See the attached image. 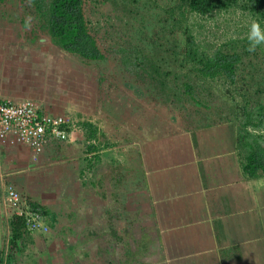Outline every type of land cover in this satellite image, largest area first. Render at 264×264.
Instances as JSON below:
<instances>
[{
  "label": "crops",
  "instance_id": "crops-1",
  "mask_svg": "<svg viewBox=\"0 0 264 264\" xmlns=\"http://www.w3.org/2000/svg\"><path fill=\"white\" fill-rule=\"evenodd\" d=\"M243 122H137L135 139L118 141L94 117L41 153L0 139V187L13 184L50 227L24 233L20 249L7 238L4 264H264V172L245 170Z\"/></svg>",
  "mask_w": 264,
  "mask_h": 264
},
{
  "label": "rangeland",
  "instance_id": "rangeland-1",
  "mask_svg": "<svg viewBox=\"0 0 264 264\" xmlns=\"http://www.w3.org/2000/svg\"><path fill=\"white\" fill-rule=\"evenodd\" d=\"M125 2L85 0L89 26L106 56L90 61L54 45L25 1H0V97L34 98L77 122L96 117V127L118 141L121 135L133 141L137 122L167 123L169 118L180 116L233 117L236 112L243 115L242 107L252 108L259 99L264 103V94L258 97L255 90L264 78V45L255 53L246 50L250 25L258 18L241 3L207 15L186 14L201 51L212 54L224 48L242 54L244 64L237 71V82L229 84L223 77L202 83L196 72L190 71V63L179 65L181 53L175 57L168 51L176 38L177 50L184 42L181 30L169 31L170 22L164 21L169 16L165 10L180 5V0ZM140 32L147 34L144 37ZM141 35L156 42L150 53L146 52L153 54L152 59H168L161 68L168 74L157 80L149 74L152 69L141 67L136 58L138 50H144ZM249 72L251 81L246 82L243 78L249 79ZM184 82L195 85L191 95ZM243 90H247L249 100ZM262 133L255 130V135ZM84 174L83 178L88 179ZM5 187H0V215L4 219L1 248L9 235L10 220L2 202Z\"/></svg>",
  "mask_w": 264,
  "mask_h": 264
},
{
  "label": "trees",
  "instance_id": "trees-1",
  "mask_svg": "<svg viewBox=\"0 0 264 264\" xmlns=\"http://www.w3.org/2000/svg\"><path fill=\"white\" fill-rule=\"evenodd\" d=\"M3 1V0H0ZM25 1L32 12L40 19L41 28L46 31L50 37L52 43L58 48L80 56L85 60L99 61L106 58L104 52L100 48L95 34L92 32L86 14H85V0H22ZM119 3H126V0H118ZM181 4L175 7H171L165 10L166 16L164 21L170 22L169 31L181 30L183 38V46L181 50L178 49V44L175 42L169 44L168 51L173 53L176 57L179 53L182 54V62L180 66H189L190 71L196 72V77L202 81V83L214 81L219 77L225 78L229 84H236L237 71L243 66L244 61L242 54L234 50H226L224 48L215 49L212 54H208L206 51H201L193 36L189 25L187 24L189 12H195L200 15H207L216 10H226L241 3V6L251 11L257 18L259 23L264 25V0H180ZM136 0H132V3ZM151 22V21H150ZM150 24V23H149ZM148 25L145 24L144 27ZM146 29V27L144 28ZM144 37L146 32H140ZM141 35V37H142ZM142 40L144 50H138L140 55L136 57L142 66L150 67V76L153 80H157L168 72H164L161 68L167 65L168 59L163 57L152 59V55L147 54L156 44L153 39H139ZM171 43V42H170ZM236 43V42H235ZM247 47V45H246ZM180 51V52H178ZM178 59V58H177ZM245 69V68H244ZM249 76L243 78L244 81H251V72ZM263 81L257 82L256 94L258 97L264 94V78ZM162 81V80H161ZM249 81V82H250ZM165 85L164 82H162ZM246 84V83H245ZM183 85L190 92V95L195 85L189 82H184ZM248 85V84H246ZM245 91V92H244ZM247 90H243L246 95ZM247 99L248 98V95ZM260 100V99H259ZM257 101V105L252 108L242 107L245 122H243L244 133L242 137L246 140L249 139L250 143V156L248 158L245 170L250 176H256L259 171L264 172V135H255L252 131H264V103ZM247 101V100H246ZM243 108H247L245 111ZM249 126V132L247 126ZM251 127V128H250ZM254 134V135H253ZM243 139V141H245ZM261 141H260V140ZM248 141V140H247ZM246 141V142H247ZM247 143V144H248ZM35 206H37L35 204ZM39 207V206H38ZM41 208V207H40ZM42 209V208H41ZM44 213V212H43ZM45 214V213H44ZM25 229V222L23 216L14 215L9 220V247L10 251L14 248H19V242L23 240ZM20 249V248H19ZM11 258L12 253L8 251L5 255L4 248L0 251V264H4L5 258Z\"/></svg>",
  "mask_w": 264,
  "mask_h": 264
},
{
  "label": "built area",
  "instance_id": "built-area-1",
  "mask_svg": "<svg viewBox=\"0 0 264 264\" xmlns=\"http://www.w3.org/2000/svg\"><path fill=\"white\" fill-rule=\"evenodd\" d=\"M77 125V121L65 113L47 111L34 98L0 97V139L26 144L35 153H41L50 140H68ZM2 202L10 215L8 219L14 215L24 217L27 232H47L50 229L44 211L24 197L13 184L4 188Z\"/></svg>",
  "mask_w": 264,
  "mask_h": 264
},
{
  "label": "clouds",
  "instance_id": "clouds-1",
  "mask_svg": "<svg viewBox=\"0 0 264 264\" xmlns=\"http://www.w3.org/2000/svg\"><path fill=\"white\" fill-rule=\"evenodd\" d=\"M247 40L248 47L246 50L250 53H255L258 47L264 45V29L261 28L258 21H252L247 35Z\"/></svg>",
  "mask_w": 264,
  "mask_h": 264
},
{
  "label": "water",
  "instance_id": "water-1",
  "mask_svg": "<svg viewBox=\"0 0 264 264\" xmlns=\"http://www.w3.org/2000/svg\"><path fill=\"white\" fill-rule=\"evenodd\" d=\"M3 216L0 215V249H1V243L3 241V232H2V221H3ZM19 244H21V241L19 242Z\"/></svg>",
  "mask_w": 264,
  "mask_h": 264
}]
</instances>
